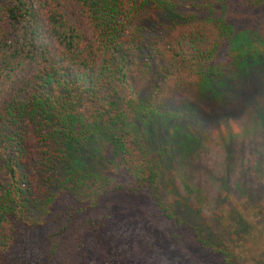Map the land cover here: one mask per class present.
I'll return each mask as SVG.
<instances>
[{
    "label": "trees",
    "instance_id": "1",
    "mask_svg": "<svg viewBox=\"0 0 264 264\" xmlns=\"http://www.w3.org/2000/svg\"><path fill=\"white\" fill-rule=\"evenodd\" d=\"M236 1L254 14L255 32L232 38L224 0H206L145 42L135 26L139 12L149 3L172 11L176 0H0V264H86L88 237L112 249L103 264H193L189 248L209 264H233L229 242L209 239L165 207L170 164L153 130L172 114L164 102L182 88L225 102L241 98L245 81L224 80L226 71L236 79L258 73L264 0ZM252 109L264 133V102ZM195 129L175 127L166 146L173 165L191 176L201 169L192 159L200 157ZM241 187L247 199L251 191ZM120 194L145 197L146 210L174 229L173 254L152 253L144 216L133 242L119 243L127 222L114 225L109 200Z\"/></svg>",
    "mask_w": 264,
    "mask_h": 264
},
{
    "label": "rangeland",
    "instance_id": "2",
    "mask_svg": "<svg viewBox=\"0 0 264 264\" xmlns=\"http://www.w3.org/2000/svg\"><path fill=\"white\" fill-rule=\"evenodd\" d=\"M176 1L180 7L172 11L162 13L155 4L149 3L139 12L135 26L139 29L141 40L149 42L156 36L165 35L180 20L181 13L191 8L190 4L206 0ZM220 4L226 5L227 19L233 27L232 38L240 31L248 34L255 32L256 19L251 11L241 8L236 0H224ZM133 33L137 37V32ZM132 59L138 61V58ZM257 68L262 75L258 70L257 74H251L246 79H236L230 71H224V80H232V83L233 80H245L240 86V99L231 98L219 103L211 99L199 100L191 89L182 88L164 102L172 114L158 120L153 130V144L170 164L167 176L169 194L162 192L165 207L171 205L178 215L177 219L179 217L188 225L197 227L209 239L229 242L235 252L233 264H264V168L260 172L255 170L256 163H264V133L259 128L256 111L252 109L255 103L262 106L264 102L263 58ZM118 88L119 95L127 99V90L121 84ZM248 99L251 100L249 105L246 103ZM156 102L158 104L160 100ZM225 123L228 127L224 128ZM183 125L198 127L199 130L194 131L201 137L199 149L193 154L197 152L200 157L192 158L199 160L197 167L201 164V169L192 176L188 170L180 168V163L173 165L175 155L166 147L171 142L175 127ZM201 150L203 153L200 154ZM238 179L245 183L240 184L247 187L246 190L251 191L247 199L241 196L242 187L238 186ZM109 201L114 204L112 211L116 212L114 216L118 219L114 225L127 222L119 243L133 242L136 222L144 216L143 230L153 234L150 243L155 250L152 253L173 254L171 246L176 242L169 238L174 229L162 224L159 218L157 221L156 213L146 210L150 204L145 197L120 194ZM184 225L182 231L189 227ZM87 244L89 256L86 264H103L113 253L102 240L96 242L88 237ZM179 248L187 249L184 246ZM188 254L194 258L193 264H209L205 260L207 257L196 250L189 248ZM114 264L137 263L129 258H118Z\"/></svg>",
    "mask_w": 264,
    "mask_h": 264
}]
</instances>
